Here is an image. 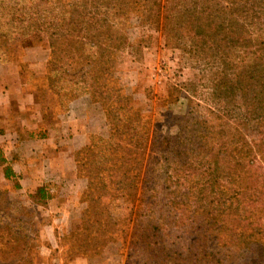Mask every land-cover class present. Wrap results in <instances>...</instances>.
Returning a JSON list of instances; mask_svg holds the SVG:
<instances>
[{
	"label": "trees",
	"instance_id": "1",
	"mask_svg": "<svg viewBox=\"0 0 264 264\" xmlns=\"http://www.w3.org/2000/svg\"><path fill=\"white\" fill-rule=\"evenodd\" d=\"M67 6L47 41L22 34L15 49L18 56L32 46L48 50L47 87L61 109L89 95L105 116L107 138L93 132L75 154L76 169L86 173L89 207L73 228L87 235L68 257H92L102 241L114 238L119 219L102 201L123 199L131 203L125 220L135 214L133 236L158 264H233L248 256L250 264H264V0H70ZM131 14L208 65L217 111L201 113L173 86L164 105L176 130L164 131L157 120L152 130L133 95L110 84ZM6 46L0 41V56L13 60ZM183 100L185 110L173 113ZM38 133L31 136H47ZM4 174L16 175L8 164ZM6 191L0 189L6 201L0 205V263L32 264L39 239L13 224L31 212L15 209ZM38 194L47 197L43 186ZM188 227L195 230L189 245L179 242Z\"/></svg>",
	"mask_w": 264,
	"mask_h": 264
},
{
	"label": "rangeland",
	"instance_id": "2",
	"mask_svg": "<svg viewBox=\"0 0 264 264\" xmlns=\"http://www.w3.org/2000/svg\"><path fill=\"white\" fill-rule=\"evenodd\" d=\"M70 0H0V41L4 43L7 49L10 50L9 54L15 57L13 60H19L18 56L19 48L15 49L18 42L15 40L19 35H40L45 41L50 37L51 32H54L57 27V22L60 21L62 9H66ZM124 32L127 36V44L121 52L120 63L117 70L113 73L110 79V84L116 88L129 91L137 106H142L143 111L148 114L150 119V126L153 130L156 120L159 121V127L174 132L176 130L175 125L171 122L168 116L165 114L166 107L164 100L171 93L173 86H177L183 89L184 93L198 104V109L203 114H210L209 110L217 111L219 104L213 102L211 98L212 84L210 81V69L206 63L193 57L190 52L185 51L184 48H178L173 43H169L166 34L161 29L153 28L151 25L143 24L141 19L136 14H131L124 26ZM47 43V42H46ZM15 49V50H14ZM13 51V53H12ZM17 55V56H16ZM46 75V73H45ZM26 76V75H24ZM38 79V75L34 76ZM40 90V96L47 103L57 104V98L47 87L46 77L34 82ZM79 96L78 98L84 97ZM89 96V95H88ZM91 98V96H90ZM86 98V99H90ZM84 98L79 100L80 107L83 109L80 111V121L86 128L95 130L93 134L102 135L107 138L108 128L105 124V116L103 111L101 116L99 112H96L94 106L86 107ZM92 99V98H91ZM84 105V106H83ZM186 108L185 101L183 100L179 104L173 105L172 112L181 114ZM58 110L60 107L58 106ZM88 114V118L86 117ZM58 116H52L49 118V123L57 121ZM43 130V129H42ZM38 135L40 133L37 132ZM27 136V134H26ZM29 136V135H28ZM72 136L70 131L65 132L67 138L62 142V145L71 143L69 138ZM6 139V138H5ZM98 139V138H95ZM75 142L77 140H74ZM98 146L95 151L100 152L101 142L97 141ZM32 145L27 146V154L32 151ZM80 150V149H78ZM77 150V151H78ZM76 151V152H77ZM148 149L146 154V160L144 163V169L142 178L145 177V167L147 158L149 156ZM71 156L72 160L66 155H63V159L57 162L56 165L49 163L45 157H40L39 161L36 158L28 157L26 163L42 162V166L46 168V172L55 169V175H77L68 177L56 182L57 187L60 189L61 199L64 202L63 212H53L57 216L60 214L62 223L57 228V249L60 250L61 256L64 261H68L71 258L68 257V253L77 250L79 245L85 239L87 233L82 230L73 232L79 222L80 217L84 214L85 209L89 207L88 202L85 201V197L82 194L79 199L75 197L76 191L83 187L87 188V178L84 170H77L75 162V154ZM45 155V154H44ZM91 163V161H90ZM89 163V164H90ZM25 164V163H24ZM263 165V163L260 162ZM92 166V163H91ZM31 167V166H30ZM34 165L32 166V168ZM36 167L33 169V171ZM53 174V175H54ZM143 179L139 183L138 195L141 194V186ZM5 189L16 188L13 183L4 185ZM46 189V185L43 186ZM1 195V193H0ZM0 196V205L6 203ZM13 202L12 205L15 209L19 205L23 206V211L29 210L31 214L35 213L31 204L34 199L31 197L21 196L18 192H15L13 196H8ZM103 207H99L100 211L109 212L113 214L118 221L115 226V234L110 241H102L100 246L95 252H92L90 257V264H158L154 258L144 251V246L139 243L133 236L135 214L132 221L125 220L130 214L129 210L131 203H126L123 199H111L103 200ZM138 202L135 203L134 209L137 208ZM193 205V204H192ZM92 207L89 208L91 210ZM94 209V208H93ZM25 215L19 217L12 215L16 218H20L18 221V231L20 234L29 233L27 223L32 220L31 214L28 212ZM46 221H49V217L46 216ZM199 220L200 218L197 217ZM60 220V221H61ZM194 221V219H193ZM79 225V224H78ZM183 231L180 239V243H187L188 245L193 240L194 236H190L189 232L195 230ZM95 237L91 234V238ZM210 249H215V243H209ZM224 250L223 248H221ZM94 253V254H93ZM225 261V264H232L231 261ZM167 261V259H166ZM252 260L250 257L245 259H238L233 264H250ZM168 264H173V261H167ZM189 264V263H187Z\"/></svg>",
	"mask_w": 264,
	"mask_h": 264
},
{
	"label": "crops",
	"instance_id": "3",
	"mask_svg": "<svg viewBox=\"0 0 264 264\" xmlns=\"http://www.w3.org/2000/svg\"><path fill=\"white\" fill-rule=\"evenodd\" d=\"M48 59L49 52L41 45L26 48L19 60H3L0 56V189L10 183L15 187L19 184L20 187L16 188V191L6 189L7 195L13 196L18 192L21 196L32 199L36 197L31 204L35 213L30 223H27L28 226H25L39 239L37 255L32 264H90V257L83 256L65 262L61 251L57 249L56 232L62 220L60 214L57 216L53 212L61 213L65 206L56 182L77 175H55V169L46 172L42 162L26 163L28 157L37 158L38 161L40 157H45L53 167L63 159V153L74 160L70 152L73 155L84 147L90 134L95 132L88 126L85 128L80 121V111L83 108L78 102L90 96L75 98L62 110H58L57 104L52 105L41 98L40 90L34 82L41 80V77L45 78ZM35 75H38V79H35ZM85 102L86 107L94 106L96 112H99L98 116H101L102 108L98 103L91 98ZM52 114L58 116L57 121L49 123ZM86 117L88 118L87 113ZM42 129L47 132L46 137L31 136L32 132ZM67 131L72 134L68 140L72 142L62 145V142L67 141V138H64ZM29 145H32L33 149L27 154ZM6 164L13 168L16 175L10 178L5 176ZM44 185L46 198L38 194V188ZM83 191L84 188L80 187L75 197L79 199ZM46 216L49 217L48 222ZM18 222L13 223L16 229Z\"/></svg>",
	"mask_w": 264,
	"mask_h": 264
}]
</instances>
